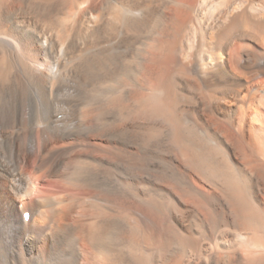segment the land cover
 <instances>
[{"label":"bare ground","instance_id":"bare-ground-1","mask_svg":"<svg viewBox=\"0 0 264 264\" xmlns=\"http://www.w3.org/2000/svg\"><path fill=\"white\" fill-rule=\"evenodd\" d=\"M0 264H264V0H0Z\"/></svg>","mask_w":264,"mask_h":264}]
</instances>
